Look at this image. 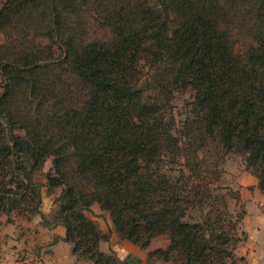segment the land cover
<instances>
[{
	"label": "trees",
	"instance_id": "obj_1",
	"mask_svg": "<svg viewBox=\"0 0 264 264\" xmlns=\"http://www.w3.org/2000/svg\"><path fill=\"white\" fill-rule=\"evenodd\" d=\"M0 35V214L46 223L44 185L59 189L44 225L64 227L54 241L77 260L122 264L85 215L97 203L121 240L168 237L148 256L247 264L229 248L235 223L187 210L208 199L198 152L210 148L241 154L264 194V0H0ZM184 90L189 114L173 130Z\"/></svg>",
	"mask_w": 264,
	"mask_h": 264
},
{
	"label": "rangeland",
	"instance_id": "obj_2",
	"mask_svg": "<svg viewBox=\"0 0 264 264\" xmlns=\"http://www.w3.org/2000/svg\"><path fill=\"white\" fill-rule=\"evenodd\" d=\"M0 40H2L1 35ZM1 82L2 79L0 77V84ZM2 90L3 88L0 86V94ZM190 99L189 90L175 92L171 97L170 102L172 107L169 110V116L173 118V125L171 124L173 130L182 129V122L189 114L188 102ZM18 132L21 133L20 131ZM198 155L203 159H207L206 166L208 172H201V176L207 175L206 179L208 186H206V188L209 189V196L206 201H204L203 198L204 207L202 210L201 207L194 206L187 210V214H189L191 221H196L201 220L206 211L216 210L217 213L222 214V218L225 220L227 227L230 226L229 222L235 223L233 234L238 241L233 245H229V248L232 250L236 246V250L237 247L243 243H240V241L246 239V232L244 231L245 221L249 222L251 215H255V213L258 217L264 218V194L259 190L257 184L254 185L255 177L247 170L245 160L241 154L233 151H219L216 153V148H210V153L208 152L205 154L200 151ZM212 156L213 158H211ZM176 160V162H171L166 165L172 168L170 173L173 175H178L179 169L182 168V165L178 163V161L181 162L182 159L176 158ZM51 167V159L48 158L41 165L35 177L44 184L46 181L44 174L48 172ZM190 182V185H193V182H196V180L193 179L192 181L191 178ZM39 192L41 195L39 209L41 213L46 216V223L40 217V214L37 213H26V216L14 212L10 214H0V254L8 252L6 253L7 260H14L11 259L12 255V257L15 258L14 261H17L18 264L25 258H27L25 264H38V261H32L30 256L33 253L40 254L42 249L44 250V255L47 254V247L50 245L48 242H55V235L46 231V228L50 227H45L44 224L53 223L52 212L57 209L59 189L51 190L43 185ZM258 209L263 212L261 216H259ZM85 215L96 223L98 229L101 230L103 234L108 235L107 241H101L103 243V249H101V246L100 249L107 253L113 251L117 255V252L111 249L110 239L116 232L114 231L109 212L101 209L97 203H93L89 209L85 210ZM13 240H17L18 242L16 243L17 251L15 254H10V246ZM120 240L121 239L118 237V246L121 244ZM168 244V237L165 234H160L153 237L148 246L144 249L129 242L126 245L128 247L127 250L119 249V252H125L127 257L132 256L133 260L138 259V257L141 259L143 256L145 257L146 254L148 257L147 260L154 264H173L170 260H164L159 254L153 253V255L148 256L149 253L158 248H166ZM122 254L124 256V253ZM0 264L2 263L0 262ZM75 264H89V262L83 259L77 260L75 257Z\"/></svg>",
	"mask_w": 264,
	"mask_h": 264
},
{
	"label": "crops",
	"instance_id": "obj_3",
	"mask_svg": "<svg viewBox=\"0 0 264 264\" xmlns=\"http://www.w3.org/2000/svg\"><path fill=\"white\" fill-rule=\"evenodd\" d=\"M256 184L257 180L255 178L254 185ZM262 214L263 212L259 211V216H261ZM251 219L249 222L245 221L244 231L246 232V239L237 247L235 253L238 256H244L247 264H264V218L258 217L255 213V215H251ZM46 231L53 233L55 236H64V227L61 225L52 228H46ZM110 241L111 249L117 252L118 257L123 264H147L146 254L145 257L143 256L141 259L136 254H134L136 255V257H138V259L133 260L132 256L127 257V254H125V252H119V249L127 250L128 247L126 245L129 242L120 240L121 244L118 246L119 242L116 233L112 235ZM16 243H18L17 240L12 241V244L10 246V254L16 253ZM48 244L50 245L47 247V254L44 255V250L42 249V252L40 254L33 253L30 256V259L32 261L37 260L38 264H75V257L71 252V245L68 242L59 239L58 241L52 243L48 242ZM102 245L103 243L101 242V249H103ZM6 253L8 252H3L0 254V262L2 264H18L17 261H14L15 258H13L12 255L11 259L14 260H7ZM122 253H124V256ZM26 261L27 258L23 259V261L19 264H25Z\"/></svg>",
	"mask_w": 264,
	"mask_h": 264
}]
</instances>
